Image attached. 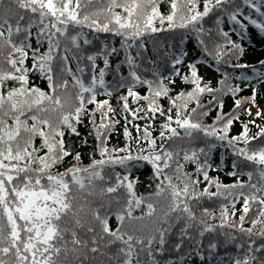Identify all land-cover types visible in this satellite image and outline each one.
Listing matches in <instances>:
<instances>
[{
  "label": "snow or ice",
  "instance_id": "snow-or-ice-1",
  "mask_svg": "<svg viewBox=\"0 0 264 264\" xmlns=\"http://www.w3.org/2000/svg\"><path fill=\"white\" fill-rule=\"evenodd\" d=\"M89 6L90 0H0V57L9 66H0V264H106L98 256H107L110 264H144L145 258L147 264H161L157 257L163 256L166 248L182 251L190 242L199 250L205 233L209 250L221 242H235L237 254L229 257L230 264H264V123L253 119H264V105L257 103L255 86L264 80V58L254 64L243 61L245 41L259 34L264 42V0H168L166 12L160 10L158 0H108L106 7L92 12L87 10ZM17 9L32 15L25 20ZM250 26L255 29L252 35ZM164 27L170 30L171 42L153 41L149 56L145 36ZM85 29L111 33L119 37L120 44L109 47L105 43L97 53L87 52L80 43L90 44ZM33 35L35 48L31 45ZM189 35L198 49L195 56L181 47ZM45 41L47 47L40 52ZM29 50L31 68L25 63ZM121 52L112 67L116 86L126 87L118 97L121 111L146 119V124L142 135L137 126L135 138L125 126L124 144L109 148L115 110L107 99H96L97 85L111 94L105 72L109 56ZM98 55L103 66L97 72ZM85 59L87 66L82 63ZM233 59L243 62L233 64ZM185 61L186 72L181 73L178 66ZM222 61H227L224 69ZM209 64L219 73L218 79L212 76L206 80L201 75L198 65L207 70ZM121 67L126 71L122 73ZM237 69L251 71L234 74ZM30 72L45 78L47 90L28 85ZM176 77L190 87L176 85ZM137 85L147 91L141 94L135 90ZM170 85L179 88L174 95ZM241 85L250 88L248 96L238 97ZM205 94L209 99L201 103ZM225 95L232 96L227 112L223 111ZM141 96L145 106L130 109L129 97L135 102ZM161 97L167 99V108L159 103ZM89 103L96 107H86ZM212 109L215 115L205 123ZM241 109L249 119H240ZM157 114L163 118L158 133L163 142L159 144L150 131ZM84 119L95 137L94 151L99 158L80 165L81 153L66 144L64 137L66 133L79 135L78 125ZM237 121L240 129L232 134L230 128ZM250 125L256 129L254 135ZM257 138L261 143L253 147ZM176 141L185 147L174 148ZM217 147H227L235 157L228 173L236 177L232 183L222 184L208 175L212 167L209 155ZM68 156L75 163L53 172ZM142 161L151 165L155 192L137 195L134 185L138 178L130 172ZM184 162L194 165L192 173L184 171ZM116 165L122 172L115 171ZM200 174L208 181L202 190L197 187ZM240 175L247 179L241 180ZM210 184H215V192L209 190ZM234 189H240L237 198H243L239 219L229 224L227 209L221 205V231L212 236L210 230L215 225L197 215V211L208 213L200 207V198L231 195ZM121 190L123 203L117 195ZM74 191L79 199L73 196ZM161 194L166 205L157 213L153 197ZM96 195H110L111 199L93 206L88 197ZM114 204L119 207L113 209ZM141 205L144 211L133 215ZM110 209L115 228L108 222L113 215ZM246 216L251 217L248 227H244ZM257 225L259 231L254 230ZM117 244L114 253L107 251ZM166 264L175 261L170 258ZM216 264H221L220 260Z\"/></svg>",
  "mask_w": 264,
  "mask_h": 264
},
{
  "label": "trees",
  "instance_id": "trees-1",
  "mask_svg": "<svg viewBox=\"0 0 264 264\" xmlns=\"http://www.w3.org/2000/svg\"><path fill=\"white\" fill-rule=\"evenodd\" d=\"M75 2V0H73ZM159 7L162 12H166L168 10V0H158ZM108 3V0H90V6L88 7V11L92 12L93 9L106 7ZM116 11H120V9H115ZM18 12H21V14L25 17V20H27L32 14L28 12L27 10H19ZM227 23V21L225 20ZM156 27L160 28L161 25L158 21L155 22ZM205 27H208L206 24ZM33 33L35 32V28L32 29ZM255 32V29L253 26H250L249 35H252ZM85 34H87V37L90 41L89 45H83V41L81 40V47L82 49H87V52L97 53L99 51V48L101 45L107 43L109 47L112 46H118L120 44L119 37L113 36L111 33H104V32H95L93 33L91 30L85 29ZM233 39H236L237 37L233 34ZM153 41L164 43L165 41L171 42V34L170 30H168L166 27L162 28L161 31L157 34H152L151 36H145V44L147 48V52L149 56L153 52ZM194 40H192L191 36L189 35V39L181 42V47L188 51L190 55L195 56L198 54V49L195 48ZM245 55L243 57V61H246L248 64H254L259 59L264 58V42L261 41L259 34L255 35V38L250 41H245ZM31 45L33 48L37 47L36 43V37L33 35L31 37ZM47 47L46 41L39 46L40 52H43L45 48ZM75 51V49H73ZM123 53L119 54H112L109 56L110 65L109 68L105 72V81L106 85L111 88V94L108 95L104 92L103 88H101L99 85H97V100H103L107 99L109 101V104L113 107L115 110V115L112 116V119L116 121V123L113 125L112 130L108 133L109 140H108V147L112 148L113 146L119 148L121 147L124 142V134H123V128L125 126L128 127L129 133L131 138H135L137 135V126L140 127L141 135L143 134V127L146 124V119L144 118H135L130 115V113L122 112L120 105L122 102L118 101V97L126 92V87L121 88L116 86L115 84V78L113 76L112 67L116 64L117 60L120 59V56H122ZM243 61H237L236 59L232 60V63H238ZM26 66L31 68L32 65V52L31 50L28 51V56L26 57ZM82 63L87 66L88 61L85 59L82 61ZM186 61L184 64L179 65V70L181 73L186 72ZM96 64H97V72L99 70V67L103 66V58L101 56L96 57ZM0 66H3L5 68H8L9 66L6 65L3 62V58L0 57ZM73 70H75L76 62L72 61L70 65ZM227 66V61H222L221 68L224 69ZM57 65L54 64V72L56 71ZM170 67V65H169ZM201 75H203L206 80L210 79L212 76H216V78H219V73H216L214 70V66L212 64H209L207 67V70L204 68V66L198 65ZM227 70L232 73V69L229 67ZM126 68L121 67V72H125ZM162 74L167 76V72L163 71L161 69ZM240 71H245L247 74H250V69L247 70H241L237 69L234 74H239ZM89 75L88 72L85 73V77ZM64 77H62L63 79ZM69 81L71 80V77H67ZM9 83H11L9 81ZM252 83L255 84V81ZM32 84H36L37 87L44 88L47 90V83L43 76L40 75L39 72L29 73V80L28 85L31 86ZM175 84L179 85L182 88L187 89L190 87V84L182 83L179 80V77L175 78ZM213 87H215V82L212 84ZM256 90H257V103L264 105V80H261L260 83L255 84ZM170 88H172V92L170 94H175V91H178L179 88L175 87L174 85H170ZM136 91L143 94L147 91L146 87L143 85H137L135 88ZM71 91L74 93L75 89H71ZM250 94V88L245 89L241 85V90L238 93V97H244L248 96ZM224 100V107L223 111L227 112L232 107V96L231 95H225L222 97ZM209 99V96L205 94L203 96V99L201 100V103H204ZM129 108L130 109H136L138 106L143 108L145 106V101L142 99V96L139 100L133 102L132 99L129 97ZM159 103L162 104L165 108L168 107V102L166 98L161 97L159 99ZM247 105H245L246 107ZM86 107L88 108H94L96 105L94 104H87ZM96 120L99 122L100 119V112H96ZM111 115V114H110ZM215 115V109L210 110L209 115L204 118L205 123L211 122V117ZM138 116L142 117L143 114L139 113ZM163 118L159 116V114L156 115V117L153 119L152 126L150 128L151 134L153 136L157 137V144L162 143L158 137V133L160 131V123ZM240 119L241 120H247L249 117H247L243 110H240ZM257 124L264 123V119L262 118H255ZM31 123V121H29ZM79 129V135H69L65 134V142L69 146H71L75 151H79L81 153V159L79 161L80 165H87L90 163L92 158H99V154L94 151L95 146V137L90 133V126L88 125L87 119H84V121L78 125ZM240 129V123L239 121L235 122L231 128L230 132L232 134H235ZM250 133L254 135L256 129L249 126ZM87 140V143H83L84 140ZM131 142V140H129ZM35 143L39 144V138L37 137L35 139ZM261 143L259 141V138H257V144L253 145V147H256ZM174 148L179 147L183 149L185 145L181 143L180 141H176L174 145H172ZM198 146V145H197ZM89 153H92V156H89ZM181 151V156H182ZM235 159V157L232 156L230 151L227 147L221 149L219 147L214 148L210 155H209V162L212 165L211 168L208 170L209 177H217L219 181L222 184H229L232 183L236 177L230 176L228 173L232 170V162ZM72 162L75 163V161L72 160L71 156L65 157L63 162L53 168V172L62 171L64 167H67L68 164ZM239 163V161H238ZM216 164H221V167L217 168ZM249 167H254L250 165ZM194 169V165L191 162H184V171L192 173ZM115 171L122 172V169L119 165L115 166ZM237 172L239 174V169H237ZM169 174L172 175V171L169 170ZM130 176L134 178H138L136 181V184L134 185V189L137 195H140L141 193H147V192H155V183L156 181L153 179L152 176V170L151 165L147 162H140L138 165H136L130 172ZM241 180H246L247 177L245 175H240ZM199 181L200 183L197 185L198 189L202 190L204 185L208 183L207 180L203 177L202 174L199 175ZM209 190L212 192H215L216 186L215 184L209 185ZM221 191H224L223 189ZM240 189H234L232 190V194L229 195L227 192L225 195H218L215 197H208L203 196L200 198L199 204L201 208H207L208 213L207 215H202L199 211H197V215L205 220L207 223H211L215 225V228L210 230L212 236H218L220 229V220L222 218V212L224 209L221 208V205L225 206V209H227V220L228 223H232L233 221H238L240 211H241V204L243 203L242 195L237 198V193H239ZM121 197V203L125 200V194L123 190H121L120 193H118ZM73 196L77 197V193L74 191ZM79 199V197H77ZM105 199H111V196L101 197L99 195L88 197V200L91 201L92 205L95 206L97 204L102 203ZM153 200L155 201V207L157 209V213L160 212L161 206L166 205V198L164 194H161L159 197H153ZM234 201V203H233ZM115 207H119L118 204L113 205V209ZM235 208V214H232V209ZM253 208L256 207L255 204L252 205ZM113 209H110V211H113ZM144 211L143 205H141L140 208L133 210V215H139L141 212ZM67 219V218H66ZM250 219L251 217L246 216V220L244 222V227L250 226ZM108 222L111 228H115L116 226V219L113 211V215L108 217ZM259 225L254 226L255 231H259ZM225 231L228 230L227 225L224 228ZM235 235L237 238H239V233L236 232ZM209 241V235L208 233H205V236L203 238V243L200 245L199 250L196 249L195 245H192L190 242L186 243L184 246V249L182 251H177L175 249L169 250L168 248L165 249V254L163 256H158L157 258L160 260L161 264H166V262L171 258L175 261V264H216L217 260H220L221 264H230L229 257L235 256L237 254V250L235 248V242H229V243H220V246L216 249L209 250L207 247ZM118 247L117 245L110 246L107 251L115 252V248ZM98 260H103L106 262V264H110L108 261L107 256H98ZM144 264H147L146 258L144 259Z\"/></svg>",
  "mask_w": 264,
  "mask_h": 264
}]
</instances>
